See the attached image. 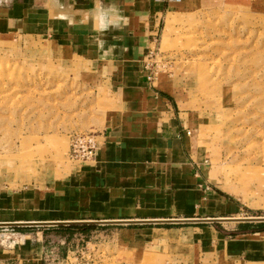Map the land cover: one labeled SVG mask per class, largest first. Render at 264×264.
<instances>
[{
	"label": "rangeland",
	"instance_id": "rangeland-1",
	"mask_svg": "<svg viewBox=\"0 0 264 264\" xmlns=\"http://www.w3.org/2000/svg\"><path fill=\"white\" fill-rule=\"evenodd\" d=\"M167 1L157 49L145 62L148 84L170 91L195 124L187 131L188 149L200 159L206 181L218 191V185L228 192L244 188L252 206H241L227 193L241 206L238 217L263 219L264 210L250 208L264 206V0ZM111 101L105 74L94 64L47 38L0 31V200L17 194L32 198L38 187L62 183L72 165L90 163L71 160L70 136L100 130ZM262 225L205 226L231 233ZM92 229L3 228L0 234L2 244L10 246L9 234L44 233L46 256L61 258L70 249V264L224 261L219 256L195 262L180 258L178 240L171 235L147 236L144 249L137 241L141 237L117 236L112 228L100 254L91 258L94 247L86 241L100 242L99 234L107 232ZM184 236L183 243H193L192 232Z\"/></svg>",
	"mask_w": 264,
	"mask_h": 264
},
{
	"label": "crops",
	"instance_id": "crops-1",
	"mask_svg": "<svg viewBox=\"0 0 264 264\" xmlns=\"http://www.w3.org/2000/svg\"><path fill=\"white\" fill-rule=\"evenodd\" d=\"M111 2L0 0V31L47 38L69 49L105 74L112 96L96 132L95 160L72 165L62 183L49 182L46 190L38 187L32 198L4 196L0 224L107 223L66 227L106 228L98 236L100 242L86 241L88 248L94 247V253L88 251L91 258L100 254L101 241L110 239L112 228L117 236L141 237L137 241L144 249L147 236L171 235L178 240L180 258L193 262L219 256L226 261L223 264H264V232L226 233L205 226L212 221L245 224L226 220H241V206L253 203L244 188L235 189V195L206 181L200 159L188 149L187 131L195 124L170 91L148 84L145 62L157 49L168 1ZM250 209L264 210V206ZM188 232L193 243H183ZM9 235L10 246L2 244L0 234V264H48L44 233ZM72 255L68 249L52 264H70L66 259Z\"/></svg>",
	"mask_w": 264,
	"mask_h": 264
},
{
	"label": "built area",
	"instance_id": "built-area-1",
	"mask_svg": "<svg viewBox=\"0 0 264 264\" xmlns=\"http://www.w3.org/2000/svg\"><path fill=\"white\" fill-rule=\"evenodd\" d=\"M96 133H81L70 136V158L73 161L91 162L97 155ZM57 258L48 257L46 262L52 264Z\"/></svg>",
	"mask_w": 264,
	"mask_h": 264
},
{
	"label": "water",
	"instance_id": "water-1",
	"mask_svg": "<svg viewBox=\"0 0 264 264\" xmlns=\"http://www.w3.org/2000/svg\"><path fill=\"white\" fill-rule=\"evenodd\" d=\"M245 222V223H264L263 219H245V220H226V222ZM217 222V221H212ZM107 223H91V222H82V223H68V222H55V223H13V224H0V227L4 228H21V227H75V226H91V225H102Z\"/></svg>",
	"mask_w": 264,
	"mask_h": 264
},
{
	"label": "trees",
	"instance_id": "trees-1",
	"mask_svg": "<svg viewBox=\"0 0 264 264\" xmlns=\"http://www.w3.org/2000/svg\"><path fill=\"white\" fill-rule=\"evenodd\" d=\"M73 229H77V230H91L92 228H86V227H78V228H66V227H60L59 230H73ZM252 232H264V225H262L259 229H253Z\"/></svg>",
	"mask_w": 264,
	"mask_h": 264
},
{
	"label": "bare ground",
	"instance_id": "bare-ground-1",
	"mask_svg": "<svg viewBox=\"0 0 264 264\" xmlns=\"http://www.w3.org/2000/svg\"><path fill=\"white\" fill-rule=\"evenodd\" d=\"M229 192L230 193H232V194H235L236 192H234V189L233 190H231V189H229ZM245 192V191H244ZM246 193V192H245ZM247 194V193H246ZM239 200V199H238ZM245 203V202H244ZM249 205V204H248ZM237 219V218H236Z\"/></svg>",
	"mask_w": 264,
	"mask_h": 264
}]
</instances>
